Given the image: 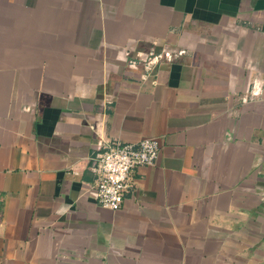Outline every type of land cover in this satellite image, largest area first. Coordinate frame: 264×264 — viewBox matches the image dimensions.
<instances>
[{
	"label": "crops",
	"instance_id": "0c3cea01",
	"mask_svg": "<svg viewBox=\"0 0 264 264\" xmlns=\"http://www.w3.org/2000/svg\"><path fill=\"white\" fill-rule=\"evenodd\" d=\"M0 264H264V0H0Z\"/></svg>",
	"mask_w": 264,
	"mask_h": 264
},
{
	"label": "built area",
	"instance_id": "2783aa9c",
	"mask_svg": "<svg viewBox=\"0 0 264 264\" xmlns=\"http://www.w3.org/2000/svg\"><path fill=\"white\" fill-rule=\"evenodd\" d=\"M158 57L147 59L145 68L150 71L151 62H157ZM159 150L160 141L151 136L138 138L136 142L100 140L96 151L87 157L96 203L103 208L120 209L125 195L134 188V170L139 165H150Z\"/></svg>",
	"mask_w": 264,
	"mask_h": 264
}]
</instances>
